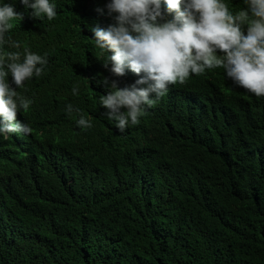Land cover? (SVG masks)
Returning <instances> with one entry per match:
<instances>
[{
	"label": "trees",
	"instance_id": "trees-1",
	"mask_svg": "<svg viewBox=\"0 0 264 264\" xmlns=\"http://www.w3.org/2000/svg\"><path fill=\"white\" fill-rule=\"evenodd\" d=\"M50 2L57 16L26 8L20 48L3 50L47 54L36 85L92 127L61 139L78 130L65 108L42 137L0 134V264H264V100L190 78L120 132L100 81L126 83L103 68L87 21L76 23L80 11L107 21L94 11L102 0Z\"/></svg>",
	"mask_w": 264,
	"mask_h": 264
},
{
	"label": "clouds",
	"instance_id": "clouds-1",
	"mask_svg": "<svg viewBox=\"0 0 264 264\" xmlns=\"http://www.w3.org/2000/svg\"><path fill=\"white\" fill-rule=\"evenodd\" d=\"M161 1L102 0L94 11L107 21L98 22L90 13L86 18L83 11L76 20L87 21L103 68L127 86L119 88L108 77L100 81L113 89L101 100L112 119L110 125L117 121L120 132L129 123L133 125L129 129H134L152 106L190 78L216 81L264 100V0H244L246 8L236 11L226 0ZM26 8L37 18L43 15L51 21L57 16L50 0H0V134L29 137L36 131L42 137L52 124L63 120L67 108L79 117L78 130L70 126L61 139L83 140L89 136L91 116L85 117L80 109L73 112L70 101L48 99L36 85L48 63L47 54L41 56L27 48L23 54L3 50L4 45L20 48L13 41L14 26ZM17 90H26L30 98ZM72 92L78 95L79 88L74 86ZM40 119L51 122L36 129Z\"/></svg>",
	"mask_w": 264,
	"mask_h": 264
}]
</instances>
